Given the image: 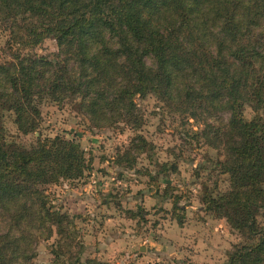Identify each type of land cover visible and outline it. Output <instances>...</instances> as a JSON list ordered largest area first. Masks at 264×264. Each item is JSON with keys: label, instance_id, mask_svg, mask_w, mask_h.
Instances as JSON below:
<instances>
[{"label": "trees", "instance_id": "1", "mask_svg": "<svg viewBox=\"0 0 264 264\" xmlns=\"http://www.w3.org/2000/svg\"><path fill=\"white\" fill-rule=\"evenodd\" d=\"M0 23L11 52L0 64V264H32L38 244L54 236V264H109L83 261L74 218L45 190L91 169L81 145L41 133L30 147L10 142L4 114L35 134L44 102H70L95 128L138 131L137 98L148 96L202 120L203 138L221 143L229 190L206 186L201 202L247 241L227 264H264V0H0ZM50 39L58 53L37 54ZM221 114L227 130L210 121ZM148 145L137 135L119 163Z\"/></svg>", "mask_w": 264, "mask_h": 264}, {"label": "rangeland", "instance_id": "2", "mask_svg": "<svg viewBox=\"0 0 264 264\" xmlns=\"http://www.w3.org/2000/svg\"><path fill=\"white\" fill-rule=\"evenodd\" d=\"M9 40V32L0 23V64L11 61ZM35 52L53 56L58 46L46 40ZM137 104L144 120L138 131L125 123L95 128L70 102H44L40 131L35 134L18 132L10 112L4 114V125L10 142L24 147L34 145L40 133L81 145L91 169L80 180H61L45 190L51 204L74 218L85 248L84 262L227 264L233 247L247 241L225 219L207 213L201 202L206 186L220 193L229 190L221 143L214 145L215 138H203L202 120L171 109L153 96L137 98ZM243 113L248 121L255 118L249 106ZM210 121L228 129V115ZM137 135L148 142L147 149L133 150L124 160L127 163L120 164L118 160ZM235 138V134L227 136L230 141ZM148 171L156 181L148 177ZM258 220L264 225V211ZM56 241L57 236L41 241L32 264H54Z\"/></svg>", "mask_w": 264, "mask_h": 264}]
</instances>
